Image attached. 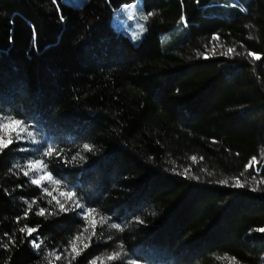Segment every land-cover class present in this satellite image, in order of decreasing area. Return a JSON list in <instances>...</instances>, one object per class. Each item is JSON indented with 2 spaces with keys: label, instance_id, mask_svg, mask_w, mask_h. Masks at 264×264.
Segmentation results:
<instances>
[{
  "label": "trees",
  "instance_id": "1",
  "mask_svg": "<svg viewBox=\"0 0 264 264\" xmlns=\"http://www.w3.org/2000/svg\"><path fill=\"white\" fill-rule=\"evenodd\" d=\"M14 119L37 142L0 152V264H264V0H0ZM230 136L262 158L232 176Z\"/></svg>",
  "mask_w": 264,
  "mask_h": 264
},
{
  "label": "rangeland",
  "instance_id": "2",
  "mask_svg": "<svg viewBox=\"0 0 264 264\" xmlns=\"http://www.w3.org/2000/svg\"><path fill=\"white\" fill-rule=\"evenodd\" d=\"M121 14H116L113 20V26L119 32L128 33L131 38H134L129 28L126 27L127 22ZM21 21V22H19ZM16 23L17 26L14 24ZM13 27H17V32L19 35L20 41H23V38L30 36L33 37V30L31 25L25 21L23 18L16 20L14 19L11 22ZM23 129V131H21ZM27 129L19 126H13L12 122H3L0 124V139L8 140V139H17V135L19 134L20 138L30 139L27 136ZM227 149L221 150L217 163L213 166L215 170L225 175H236L247 171L251 166H254L258 161L262 158L258 153V150L250 143L249 139L246 138L244 141H239L234 137L230 136L226 140ZM41 167L38 166L36 170L31 171L35 175L37 179H39V171ZM50 182L45 176L44 180L41 182ZM40 182V183H41ZM62 200H70L66 195H60Z\"/></svg>",
  "mask_w": 264,
  "mask_h": 264
},
{
  "label": "snow or ice",
  "instance_id": "3",
  "mask_svg": "<svg viewBox=\"0 0 264 264\" xmlns=\"http://www.w3.org/2000/svg\"><path fill=\"white\" fill-rule=\"evenodd\" d=\"M53 3H56V0H53ZM64 3L68 4V3H70V0H64ZM151 15H152V13H148V14H146V15L143 17L144 20L147 21L148 18H149V16H151ZM63 19H64L63 16H61V20H63ZM129 19H131V17H129ZM143 27H144V26L141 25V28H143ZM33 42H34V44H35V29H33ZM228 51L231 52V51H233V49L230 48V49H228ZM248 55L251 56L254 60H260V59H261L260 56H258V55H254L252 52H249ZM21 123H22V121H21L20 119H14V120H12V125H13V126H19ZM21 131H23V129H21ZM27 136H28L29 138H33V132H32V131H28V132H27ZM17 139H20L19 134L17 135ZM13 142H14L13 139H8V140L0 139V152H3L4 149L8 148V146H9L10 144H12ZM31 142H32V143H36L37 141L33 138V139L31 140ZM84 148H85L86 150H89V151L91 150L90 147H89V145H87V144L84 145ZM18 151H28V149L21 148V149H18ZM53 151H54V147H53L52 145H49V146H47L46 151H44L43 156H49L51 153H53ZM42 160H43V157H41L40 159H37V160H35V161H30V162H28L27 165H26L27 170L24 171V173H23L24 176H28V175H29V172H31V171H33V170H36V169L38 168V166L41 165ZM17 167H19V165H17ZM45 176H47V179L50 180V181H52L53 184L59 183V181H58L56 178H54V176H53L51 173H46V172H44L42 169L39 171V179L33 177V178L31 179V183H32L33 185L40 186V182H41L42 180H44ZM237 186H241V185L239 184V182H237ZM45 191H46V190H45ZM48 194L51 195V193H48ZM61 195H66V196L68 197V199H72V197L75 195V193H74L73 191H67L66 193H61ZM33 203H35V201H33ZM57 203L59 204V212H67V211H68V209L65 208V205H64V204H61L59 201H57ZM75 207L79 208V207H80V204L77 203V204L75 205ZM87 211L90 213V212H94L95 209H89V210H87ZM44 213H45V209L41 208L40 211L37 213V215H44ZM50 214H51V213H50ZM80 215H84V213H80ZM93 227H95V226H93ZM111 227L115 229V228L117 227V225H116L115 223H113V224L111 225ZM85 230H86V229H85ZM21 231H24V229H21ZM27 231H28L29 235H31L33 232L36 231V229H34V228H28ZM259 231L264 232V229H260ZM78 238H79V237H77V239H78ZM35 239H36V238H34V240H33L34 246H35L36 248H39L40 245L35 243ZM88 246H89V245H85L84 247L87 248ZM73 251H75V249H73ZM76 255H79V252H77ZM115 255H119V254L117 253V254H115ZM56 258H57L58 260L60 259L59 256H57ZM74 258H75V257H73V259H74ZM113 258H114V257H109V259H113ZM92 264H95V262L93 261Z\"/></svg>",
  "mask_w": 264,
  "mask_h": 264
}]
</instances>
